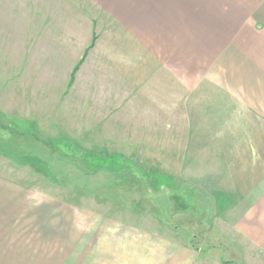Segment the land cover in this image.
Wrapping results in <instances>:
<instances>
[{"label": "crops", "instance_id": "1", "mask_svg": "<svg viewBox=\"0 0 264 264\" xmlns=\"http://www.w3.org/2000/svg\"><path fill=\"white\" fill-rule=\"evenodd\" d=\"M21 1L33 86L70 85L84 124L182 148L192 179L218 180L224 214L191 239L87 235L86 220L73 234L70 204L40 193L39 158L0 151V264H237L242 251L264 264V0Z\"/></svg>", "mask_w": 264, "mask_h": 264}, {"label": "rangeland", "instance_id": "2", "mask_svg": "<svg viewBox=\"0 0 264 264\" xmlns=\"http://www.w3.org/2000/svg\"><path fill=\"white\" fill-rule=\"evenodd\" d=\"M0 14V151L39 158L40 193L47 192V200L56 205L70 204L73 234L79 220L87 221V235L191 239L213 231V222L224 214L225 200L214 191L220 189L218 180L192 179L189 163L181 162L182 148L162 146L158 132L84 124L93 116L75 113L78 101L70 85L59 84L49 93L45 83L33 86L31 52L20 48L29 46L30 3L0 0ZM170 133L167 142L173 143ZM14 139L34 145L15 147ZM182 173L187 178H179ZM241 256L237 264H253L247 253Z\"/></svg>", "mask_w": 264, "mask_h": 264}]
</instances>
